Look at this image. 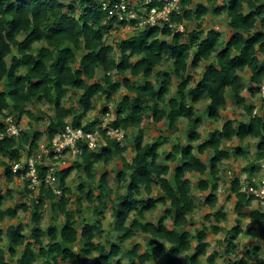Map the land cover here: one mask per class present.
<instances>
[{"label": "clouds", "instance_id": "clouds-1", "mask_svg": "<svg viewBox=\"0 0 264 264\" xmlns=\"http://www.w3.org/2000/svg\"><path fill=\"white\" fill-rule=\"evenodd\" d=\"M0 264H264V0H0Z\"/></svg>", "mask_w": 264, "mask_h": 264}]
</instances>
